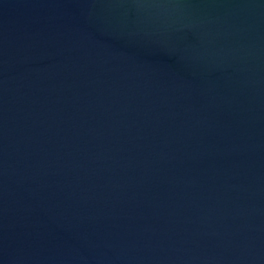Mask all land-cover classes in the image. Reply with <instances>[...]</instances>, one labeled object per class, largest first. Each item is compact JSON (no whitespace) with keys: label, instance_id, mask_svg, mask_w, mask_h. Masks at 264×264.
<instances>
[{"label":"water","instance_id":"water-1","mask_svg":"<svg viewBox=\"0 0 264 264\" xmlns=\"http://www.w3.org/2000/svg\"><path fill=\"white\" fill-rule=\"evenodd\" d=\"M0 264H264V0H0Z\"/></svg>","mask_w":264,"mask_h":264}]
</instances>
